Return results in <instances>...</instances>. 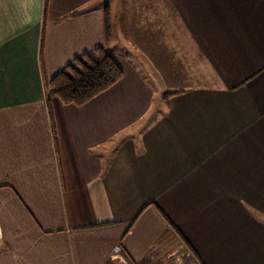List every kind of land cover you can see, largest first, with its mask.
I'll use <instances>...</instances> for the list:
<instances>
[{
	"label": "crops",
	"instance_id": "0c3cea01",
	"mask_svg": "<svg viewBox=\"0 0 264 264\" xmlns=\"http://www.w3.org/2000/svg\"><path fill=\"white\" fill-rule=\"evenodd\" d=\"M99 46L117 83L48 95ZM194 260L264 264V0H0V264Z\"/></svg>",
	"mask_w": 264,
	"mask_h": 264
},
{
	"label": "trees",
	"instance_id": "16d2710c",
	"mask_svg": "<svg viewBox=\"0 0 264 264\" xmlns=\"http://www.w3.org/2000/svg\"><path fill=\"white\" fill-rule=\"evenodd\" d=\"M109 30L108 10H106ZM108 33V31H107ZM123 77V70L115 62L113 54L99 46L76 56L61 71L46 81L49 96L61 99L64 104L81 106L106 91ZM177 91L175 93L182 92ZM172 93L168 94L169 97ZM169 226L173 223L165 216Z\"/></svg>",
	"mask_w": 264,
	"mask_h": 264
},
{
	"label": "rangeland",
	"instance_id": "374dc122",
	"mask_svg": "<svg viewBox=\"0 0 264 264\" xmlns=\"http://www.w3.org/2000/svg\"><path fill=\"white\" fill-rule=\"evenodd\" d=\"M108 1H111V0H105V3L108 2ZM125 7H126V5H125ZM124 9H127V8H124ZM108 17H109V26L111 28L112 15H111L110 11H108ZM124 17H125V24H127L128 21H127L126 15H124ZM106 27H107V23H106ZM110 28H109V30H107L108 31V35H110V33H111V29ZM199 60H202V59H199ZM198 72H199L200 79H201V81L203 83H207V82L211 83L210 82V78H211V76H213V73L211 72V70L207 67V65L204 62L200 63ZM156 73L158 74L159 72H156ZM188 73H190V72H188ZM192 85H194V84H192ZM179 91H181V90H179ZM168 94H166V96ZM180 248H181L180 251L182 253H184V254L186 252H187V254L192 253L191 250H190V247L187 246L185 242H183V245H181ZM193 263L196 264L195 260H194ZM164 264H171V263L167 262V263H164Z\"/></svg>",
	"mask_w": 264,
	"mask_h": 264
},
{
	"label": "built area",
	"instance_id": "2783aa9c",
	"mask_svg": "<svg viewBox=\"0 0 264 264\" xmlns=\"http://www.w3.org/2000/svg\"><path fill=\"white\" fill-rule=\"evenodd\" d=\"M121 250V247L119 246V245H117L116 247H115V251H120Z\"/></svg>",
	"mask_w": 264,
	"mask_h": 264
}]
</instances>
